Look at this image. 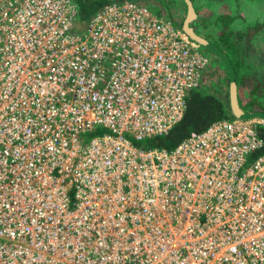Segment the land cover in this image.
Wrapping results in <instances>:
<instances>
[{
  "label": "built area",
  "instance_id": "1",
  "mask_svg": "<svg viewBox=\"0 0 264 264\" xmlns=\"http://www.w3.org/2000/svg\"><path fill=\"white\" fill-rule=\"evenodd\" d=\"M210 67L147 0L84 22L0 0V264H264V122L133 143L168 135Z\"/></svg>",
  "mask_w": 264,
  "mask_h": 264
},
{
  "label": "rangeland",
  "instance_id": "2",
  "mask_svg": "<svg viewBox=\"0 0 264 264\" xmlns=\"http://www.w3.org/2000/svg\"><path fill=\"white\" fill-rule=\"evenodd\" d=\"M123 0H115V2ZM152 8L172 18L181 28L186 18L187 7L183 0H147ZM199 17L194 23L197 33L208 40L217 41L223 28V18L227 17L233 32L246 33V39L239 42V98L246 111L264 110V0H193ZM159 8V10L157 9ZM251 47L247 49V44ZM201 47V46H200ZM201 49L211 60L205 85L199 90L214 95L229 104V74L212 53ZM250 122V121H248ZM257 124L262 121H254ZM92 137H87L90 141ZM131 139V138H130Z\"/></svg>",
  "mask_w": 264,
  "mask_h": 264
},
{
  "label": "trees",
  "instance_id": "3",
  "mask_svg": "<svg viewBox=\"0 0 264 264\" xmlns=\"http://www.w3.org/2000/svg\"><path fill=\"white\" fill-rule=\"evenodd\" d=\"M81 12L82 22L90 19L99 9L107 4L115 2V0H74ZM159 10V8H157ZM161 13V12H160ZM162 14V13H161ZM227 17L223 18V28L221 35L217 41H212L216 46L222 49L230 57L237 73V83L240 82L239 62L235 60L239 57V42L246 39V33L233 32L229 28ZM247 49L251 45L247 44ZM264 85L260 84L259 89ZM264 111V110H263ZM228 103L224 100L210 94L200 92H191L188 98V108L183 120L166 136L145 140L142 142L133 141V143L142 149H174L178 144L189 138L193 133H202L206 131L212 124L231 118ZM258 132L264 141V125H258ZM105 131H96L84 137L103 135ZM87 141V140H86ZM264 155V147L254 154V158Z\"/></svg>",
  "mask_w": 264,
  "mask_h": 264
},
{
  "label": "water",
  "instance_id": "4",
  "mask_svg": "<svg viewBox=\"0 0 264 264\" xmlns=\"http://www.w3.org/2000/svg\"><path fill=\"white\" fill-rule=\"evenodd\" d=\"M187 7L186 18L182 24L184 33L196 44L212 53L219 61L222 62L229 74L230 80V97L229 111L231 117L240 121H256L264 122V111H246L240 102L239 88L237 83V73L234 65L226 52L216 46L213 42L197 33L194 23L199 17V13L193 0H183Z\"/></svg>",
  "mask_w": 264,
  "mask_h": 264
},
{
  "label": "bare ground",
  "instance_id": "5",
  "mask_svg": "<svg viewBox=\"0 0 264 264\" xmlns=\"http://www.w3.org/2000/svg\"><path fill=\"white\" fill-rule=\"evenodd\" d=\"M184 241L185 240H182L181 239V240H179L177 242H174V243L169 244L168 251L170 252V255H173V250H176L179 245H181V244L184 243Z\"/></svg>",
  "mask_w": 264,
  "mask_h": 264
}]
</instances>
